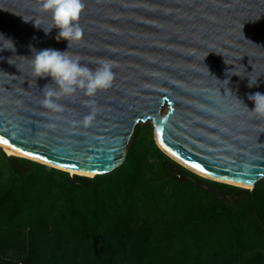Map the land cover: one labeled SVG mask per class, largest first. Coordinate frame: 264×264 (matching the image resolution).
Returning a JSON list of instances; mask_svg holds the SVG:
<instances>
[{
  "label": "water",
  "instance_id": "water-1",
  "mask_svg": "<svg viewBox=\"0 0 264 264\" xmlns=\"http://www.w3.org/2000/svg\"><path fill=\"white\" fill-rule=\"evenodd\" d=\"M83 3V37L69 54L92 68L110 61L113 84L94 97H62L63 111L54 112L41 104L50 79L35 80L25 57L29 45L65 51L67 41H56L58 29L45 35L34 26L51 25L39 0H0V33L16 49L0 52L6 146L63 171L105 175L124 162L137 126L149 122L159 149L197 175L251 188L264 179V117L248 111V97L264 94V0Z\"/></svg>",
  "mask_w": 264,
  "mask_h": 264
},
{
  "label": "trees",
  "instance_id": "trees-1",
  "mask_svg": "<svg viewBox=\"0 0 264 264\" xmlns=\"http://www.w3.org/2000/svg\"><path fill=\"white\" fill-rule=\"evenodd\" d=\"M136 142L119 167L92 177L0 148V264H264L258 182L201 177L147 128Z\"/></svg>",
  "mask_w": 264,
  "mask_h": 264
},
{
  "label": "clouds",
  "instance_id": "clouds-1",
  "mask_svg": "<svg viewBox=\"0 0 264 264\" xmlns=\"http://www.w3.org/2000/svg\"><path fill=\"white\" fill-rule=\"evenodd\" d=\"M84 7L83 0H39L40 11L51 13V25L47 29L39 27L35 23L34 26L40 28L45 35L50 34L53 29H58L55 36L56 41H67V50L65 51L52 48L37 50L29 45L31 56L25 57L30 59L31 75L35 80L50 79V83L43 87L46 91H44L41 104L44 108L54 112L63 111V107L59 103L62 97L71 96L77 91L82 92L86 97H94L98 91L107 90L113 84L114 65L110 61H100L97 67L92 68L82 63L78 55L69 54L68 50L72 44L79 42L83 37L79 19ZM5 50L15 53V44L11 38H5L0 33V52ZM257 79L249 80L248 86H256ZM248 99L254 104L252 110L237 100L249 112L264 117V94L256 92ZM93 116L94 112L85 117L84 123L89 124Z\"/></svg>",
  "mask_w": 264,
  "mask_h": 264
},
{
  "label": "rangeland",
  "instance_id": "rangeland-1",
  "mask_svg": "<svg viewBox=\"0 0 264 264\" xmlns=\"http://www.w3.org/2000/svg\"><path fill=\"white\" fill-rule=\"evenodd\" d=\"M146 128L148 130H150V132L152 133V136H153V139H154V135H153V129H152V125L151 123L149 122H146L144 124H139L134 132V136L132 137V140L130 142V144L134 141H137L136 144H138L139 141H143L145 139V134H146ZM155 141V140H154ZM130 146V145H129ZM129 148V147H128ZM2 149V148H1ZM3 150V149H2ZM4 151V150H3ZM5 152V151H4ZM6 155H8L6 152H5ZM20 157V156H19ZM70 175L74 174V173H71L69 172ZM7 175V172L4 174V177ZM200 176V175H199ZM203 177V176H201ZM264 179H261L260 181H258V185L260 187H263L264 188ZM256 185V184H255ZM247 189H252L251 187L247 188ZM2 258H7V257H10L11 256V252H7L6 255H1ZM19 264V263H18Z\"/></svg>",
  "mask_w": 264,
  "mask_h": 264
},
{
  "label": "bare ground",
  "instance_id": "bare-ground-1",
  "mask_svg": "<svg viewBox=\"0 0 264 264\" xmlns=\"http://www.w3.org/2000/svg\"><path fill=\"white\" fill-rule=\"evenodd\" d=\"M1 147L8 155L23 156V157H28V158L34 159L33 157L22 155V153L17 152L14 149H12V148H10V147H8L6 145L1 144ZM59 168L64 169V170H66L68 172H71V173H74V174H79V175H84V176H89V177H92L94 175L93 173L87 172V171L68 169V168H64V167H59ZM195 172H197V171H195ZM197 173L199 175L204 176V177H209V176H206V175H204V174H202L200 172H197ZM209 178H211V177H209ZM228 182L231 183V184H234V185H239V186H244V187H251V186H246V185H243V184H240V183H235V182H230V181H228Z\"/></svg>",
  "mask_w": 264,
  "mask_h": 264
},
{
  "label": "snow or ice",
  "instance_id": "snow-or-ice-1",
  "mask_svg": "<svg viewBox=\"0 0 264 264\" xmlns=\"http://www.w3.org/2000/svg\"><path fill=\"white\" fill-rule=\"evenodd\" d=\"M0 144H4V145H9V141L7 139H5L4 137L0 136ZM11 146V145H9ZM17 151H20V149H17ZM264 151V150H262ZM22 155H25V156H31V155H34L33 153L31 152H28V151H25V152H22ZM194 167H197L199 168V165H194ZM200 171H204V169H200Z\"/></svg>",
  "mask_w": 264,
  "mask_h": 264
}]
</instances>
